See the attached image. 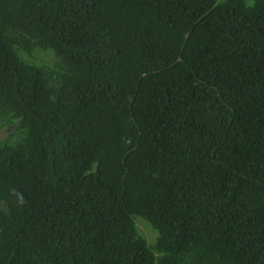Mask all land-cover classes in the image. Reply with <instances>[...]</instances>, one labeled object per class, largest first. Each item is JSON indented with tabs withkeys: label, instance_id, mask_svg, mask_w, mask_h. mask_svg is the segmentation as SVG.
<instances>
[{
	"label": "trees",
	"instance_id": "1",
	"mask_svg": "<svg viewBox=\"0 0 264 264\" xmlns=\"http://www.w3.org/2000/svg\"><path fill=\"white\" fill-rule=\"evenodd\" d=\"M0 264H264V0H0Z\"/></svg>",
	"mask_w": 264,
	"mask_h": 264
},
{
	"label": "rangeland",
	"instance_id": "2",
	"mask_svg": "<svg viewBox=\"0 0 264 264\" xmlns=\"http://www.w3.org/2000/svg\"><path fill=\"white\" fill-rule=\"evenodd\" d=\"M1 134H3V132H1ZM136 220L139 219V217L135 218ZM134 219V221H135ZM138 229L140 230V232L142 233V235L146 238V242L147 243H152L154 241V237L156 235L155 231L151 230L145 223H138L137 225Z\"/></svg>",
	"mask_w": 264,
	"mask_h": 264
},
{
	"label": "clouds",
	"instance_id": "3",
	"mask_svg": "<svg viewBox=\"0 0 264 264\" xmlns=\"http://www.w3.org/2000/svg\"><path fill=\"white\" fill-rule=\"evenodd\" d=\"M19 202H20V203H23V198H22V197H20Z\"/></svg>",
	"mask_w": 264,
	"mask_h": 264
}]
</instances>
